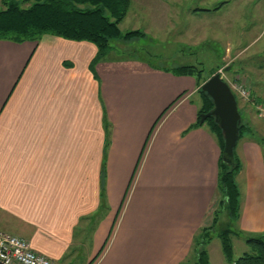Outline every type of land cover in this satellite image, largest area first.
Listing matches in <instances>:
<instances>
[{"label": "crops", "instance_id": "1", "mask_svg": "<svg viewBox=\"0 0 264 264\" xmlns=\"http://www.w3.org/2000/svg\"><path fill=\"white\" fill-rule=\"evenodd\" d=\"M247 3L131 0L120 30L128 18L151 20L153 30L129 32L175 34L197 48L228 36L229 51L230 11L247 12ZM253 43L239 47V79L264 102ZM97 52L90 42L49 35L0 41V232L56 264H191L195 237L222 198L221 144L199 121L205 81L135 57L93 65ZM243 103L233 227L245 241L264 235V120Z\"/></svg>", "mask_w": 264, "mask_h": 264}, {"label": "trees", "instance_id": "2", "mask_svg": "<svg viewBox=\"0 0 264 264\" xmlns=\"http://www.w3.org/2000/svg\"><path fill=\"white\" fill-rule=\"evenodd\" d=\"M2 2L5 9L0 11V41L37 42L49 35L76 42H90L98 49L93 65L110 54L114 40L129 41L145 36L139 31L123 34L120 30V24L128 15L131 0H2ZM174 72L180 76L196 75L200 84L203 82V70L197 66L177 67ZM199 93L203 101L201 117V114L209 113L214 108V102L202 91V85ZM203 124L211 128L221 144L222 157L218 187L222 198L218 210L215 211L213 223L209 227H203L195 237L190 263L211 264L206 248L216 236L221 241L223 253L229 264H264V235L246 237L249 252L234 259L232 237L239 234L235 231L233 224L240 217L241 204L236 177L242 165L237 156V147L234 151V163L229 164L223 161L225 138L215 119L209 118ZM246 129L242 120L239 141L243 138ZM223 212L227 213L229 221L225 228L218 230L220 222L218 215Z\"/></svg>", "mask_w": 264, "mask_h": 264}, {"label": "rangeland", "instance_id": "3", "mask_svg": "<svg viewBox=\"0 0 264 264\" xmlns=\"http://www.w3.org/2000/svg\"><path fill=\"white\" fill-rule=\"evenodd\" d=\"M2 3V0H0V11L5 9ZM243 5L245 6L246 3H237L234 6L239 9L242 8L241 6ZM247 6V12H241L239 10L230 11L232 20L231 23L228 22L229 25H227V28L229 32H232L231 43L235 46V50L230 49L231 51H226V47L224 46L229 38L228 36H225L224 40L222 36L218 37L219 39L217 41L220 42L216 41L214 46L211 44L210 46L203 45L201 48H197L181 44L180 41L177 40L175 34H171L166 40L160 35L149 31L150 33H148L146 37H137L129 43H126L124 40H114L112 42L113 50L110 52L109 57L116 60L135 57L146 61L154 67L162 69L175 68L182 65H193L203 70V81L205 80V82L218 72H222V75L232 82L235 78L239 79L241 75L240 69L242 63L238 58L240 55L239 47L243 46L245 43L251 44L254 41L249 54L257 55L259 58H255L254 64L259 62L263 64L264 67V0H248ZM153 24L154 22L151 20L140 21L139 19L130 20V18H128L121 29L122 33L125 34L133 30V28H135L134 26H138L137 28H139V30L148 32V30H153ZM204 33L208 36V31L206 29ZM240 38H242L241 43L239 42ZM224 55L229 56L227 61L221 60ZM218 65L222 67L219 68ZM227 67H230V71L228 72L226 71ZM241 82L244 81L241 80ZM236 96L240 113L242 114L244 112L243 101L245 100H242L238 94H236ZM257 136H255L256 139L261 137L260 135ZM213 211L214 210L211 212L212 217ZM218 216L220 219L218 230H220L225 228L228 223V218L227 214L224 212ZM232 241L235 259L249 252V247L246 245L243 238L238 239L233 236ZM210 252L214 264H221L220 257H222L224 261L221 241L218 238H214V242L210 247Z\"/></svg>", "mask_w": 264, "mask_h": 264}, {"label": "water", "instance_id": "4", "mask_svg": "<svg viewBox=\"0 0 264 264\" xmlns=\"http://www.w3.org/2000/svg\"><path fill=\"white\" fill-rule=\"evenodd\" d=\"M202 91L213 100L214 108L209 113L201 114L200 122L203 124L209 118L215 119L225 138L223 161L233 164L234 151L240 139L239 131L242 121L237 98L220 73L209 78L202 85Z\"/></svg>", "mask_w": 264, "mask_h": 264}, {"label": "built area", "instance_id": "5", "mask_svg": "<svg viewBox=\"0 0 264 264\" xmlns=\"http://www.w3.org/2000/svg\"><path fill=\"white\" fill-rule=\"evenodd\" d=\"M224 80L228 82L232 91L242 100L250 103L256 110L259 119L264 120V102L259 101L252 90L241 80L229 79L219 72ZM0 264H56L54 261L36 253L32 250L30 243L17 235L0 232Z\"/></svg>", "mask_w": 264, "mask_h": 264}]
</instances>
